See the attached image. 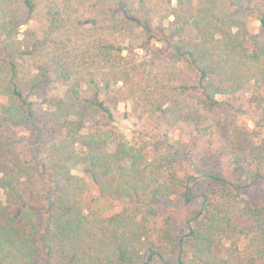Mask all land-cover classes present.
<instances>
[{
	"label": "trees",
	"instance_id": "trees-1",
	"mask_svg": "<svg viewBox=\"0 0 264 264\" xmlns=\"http://www.w3.org/2000/svg\"><path fill=\"white\" fill-rule=\"evenodd\" d=\"M251 1L0 0V264H264V41L236 30ZM51 72L68 94L39 102ZM242 92L261 115L221 154L242 176H180L189 151L153 131Z\"/></svg>",
	"mask_w": 264,
	"mask_h": 264
},
{
	"label": "rangeland",
	"instance_id": "rangeland-1",
	"mask_svg": "<svg viewBox=\"0 0 264 264\" xmlns=\"http://www.w3.org/2000/svg\"><path fill=\"white\" fill-rule=\"evenodd\" d=\"M263 15L264 0L245 2L244 8L240 13L239 22L241 27H236V30L243 32L242 35L245 41L252 40L254 36L264 41V27L261 21ZM125 36L126 33L121 38ZM130 36L133 38V41H140L135 34L132 33ZM48 76H50L51 80L43 82L35 91L37 100L45 102V100L66 97L69 87L68 82L57 78L54 72H51ZM218 98L221 101V106L215 110L210 120L199 127L181 122L177 126L163 128V132L165 133L158 130L153 131L157 135L163 136L167 134L169 137L175 138V140L181 142L182 148L189 151L186 159L180 161L181 163L177 166L180 176H183L186 172L194 174L192 165H198L207 170H218L219 173L229 174L231 177L240 178L242 176L243 169L232 168L229 160L221 154L228 149L233 131L252 128L255 119L261 115V111L251 103L250 94L246 92L239 93L230 100L224 99L222 95H219ZM112 104L120 116L122 128L131 138L137 126L131 104L123 98L122 93H117L116 97H112ZM126 112L131 116L123 118ZM189 156L190 158H187ZM73 173L78 176H85L87 185L90 188L88 193L91 192V195L92 187H94L92 176L85 175L81 171L80 166H77L73 170ZM204 186L198 177L193 180L192 190L193 192H200ZM218 249L222 250L223 248L219 246Z\"/></svg>",
	"mask_w": 264,
	"mask_h": 264
}]
</instances>
